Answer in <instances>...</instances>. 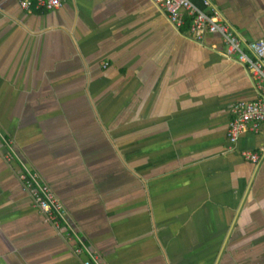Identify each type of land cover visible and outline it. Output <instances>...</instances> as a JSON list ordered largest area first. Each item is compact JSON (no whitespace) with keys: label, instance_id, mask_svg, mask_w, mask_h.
Returning a JSON list of instances; mask_svg holds the SVG:
<instances>
[{"label":"crops","instance_id":"crops-1","mask_svg":"<svg viewBox=\"0 0 264 264\" xmlns=\"http://www.w3.org/2000/svg\"><path fill=\"white\" fill-rule=\"evenodd\" d=\"M193 3L245 47L264 39V0ZM259 98L222 36L197 41L153 0H0V264L88 259L25 166L106 264H264V122L229 139L235 105Z\"/></svg>","mask_w":264,"mask_h":264},{"label":"built area","instance_id":"built-area-1","mask_svg":"<svg viewBox=\"0 0 264 264\" xmlns=\"http://www.w3.org/2000/svg\"><path fill=\"white\" fill-rule=\"evenodd\" d=\"M165 11L169 19L181 28L188 17L190 32L197 41H203L207 34H219L227 45V55L236 57L246 64L258 81L259 99L256 101L240 100L233 109V119L229 126V139L231 146L235 145L242 134L247 131L258 132L260 124L264 122V39L258 40L247 47L242 39L228 24L217 16L207 14L198 7L193 0H154ZM64 0H19L20 9L31 12L34 8L54 11L63 6ZM250 51L252 54H249ZM105 63L104 66H108ZM243 156L256 162L259 156L251 151L243 152ZM25 188L31 190L35 205L57 228L67 226L74 233L77 241L76 254H87L85 264H106L102 257L87 244L85 236L76 233L72 223L67 217L66 207L54 193L48 183L36 172L26 166L20 175Z\"/></svg>","mask_w":264,"mask_h":264},{"label":"trees","instance_id":"trees-1","mask_svg":"<svg viewBox=\"0 0 264 264\" xmlns=\"http://www.w3.org/2000/svg\"><path fill=\"white\" fill-rule=\"evenodd\" d=\"M190 22H191V20L188 17H186V19H185V25L187 24V27L188 28H190Z\"/></svg>","mask_w":264,"mask_h":264},{"label":"bare ground","instance_id":"bare-ground-1","mask_svg":"<svg viewBox=\"0 0 264 264\" xmlns=\"http://www.w3.org/2000/svg\"><path fill=\"white\" fill-rule=\"evenodd\" d=\"M154 1V0H153ZM155 2V1H154ZM156 3V2H155Z\"/></svg>","mask_w":264,"mask_h":264}]
</instances>
